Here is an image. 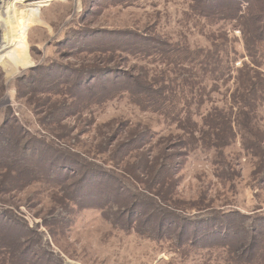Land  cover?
Segmentation results:
<instances>
[{
	"label": "rangeland",
	"instance_id": "rangeland-1",
	"mask_svg": "<svg viewBox=\"0 0 264 264\" xmlns=\"http://www.w3.org/2000/svg\"><path fill=\"white\" fill-rule=\"evenodd\" d=\"M92 3V0H0V214L19 228L24 229L22 224L26 222L33 229L30 233L24 231L21 238L26 246L30 241L35 244L40 256L38 264L49 260L52 261L49 264H229L226 261L229 255L222 249L179 248L173 241L148 238L132 228L114 227L96 208L78 209L73 205L60 210L61 198L65 201L66 195L51 186L45 176L32 174L11 187L10 180L17 178L18 173L10 172L3 163L8 158L20 159L28 148L25 137L16 136L17 131L45 140L52 149L43 151L36 146L30 162L22 161L24 165L31 163L38 169L53 172L59 164L58 153L63 159L68 157L78 163L75 174L70 172V167L60 170L61 176L64 172L70 174L64 185L65 191H69L76 185L84 187L85 177L90 174H112L120 182L128 178L127 167L135 162L136 153L116 160L113 150L134 132L149 127L153 132L152 141L139 153L153 157L152 161L158 149L173 152L170 147L176 145V141L179 144L180 137L189 144L182 150L188 152L186 162L174 179L177 205L169 203L173 209L180 208L178 211L184 213L183 217L202 214L194 222H209L216 217L210 212L220 209H234L250 216L264 213L263 176H258L256 157L246 143L252 136L245 119L234 117L233 130L226 132L229 124H216L221 118L217 117L213 123L219 126L218 130L213 134L211 130L201 129L207 130L210 136L209 140L204 139L205 144L199 142L207 138L198 134L200 127L212 124L211 120L202 121L203 113L214 105L227 108L236 71L250 62L239 28L225 22L208 25L189 16L186 0H138L130 6L107 8ZM96 29L147 30L172 42L186 43L192 50H214L215 62L210 67L201 64L192 67V72L199 76V84L191 83L190 71L189 77L183 79L190 86L186 87L185 102L191 105L183 109L180 123L144 110L125 97L111 98L93 114L76 112L58 122L45 119L48 112L54 113L53 102L64 98L30 91L47 79L45 68L48 66L70 70L68 85L89 82L93 76L105 72L131 77L138 74L141 67L152 69L154 76L162 68L129 56L124 60L115 54L94 55L64 45L74 30L83 33ZM201 58L202 64L207 63ZM255 61L264 71V61L259 58ZM202 87L204 91L200 92ZM189 90L196 94L199 91L201 96L190 95ZM66 101L70 100L66 98ZM260 106L257 128L250 129L251 133L264 132V103ZM183 126L190 128L188 135ZM10 141L16 149L7 150L5 143L10 144ZM261 144L264 146V142ZM64 164L63 161L62 167ZM147 176L146 173L137 176L136 181L128 178L125 186L130 188L133 184L140 190L141 183H145L149 188ZM107 177L112 183V178ZM97 188L101 189L100 183ZM147 214L153 216L154 226L160 214L147 212L144 216ZM32 258L27 257L29 261Z\"/></svg>",
	"mask_w": 264,
	"mask_h": 264
},
{
	"label": "trees",
	"instance_id": "trees-1",
	"mask_svg": "<svg viewBox=\"0 0 264 264\" xmlns=\"http://www.w3.org/2000/svg\"><path fill=\"white\" fill-rule=\"evenodd\" d=\"M92 1L96 7L107 8L130 6L138 0ZM186 1L189 5V16L203 20L208 25L225 22L227 25L239 28L244 48L250 59L249 63L243 64L236 71L235 86L229 95L227 108L214 105L203 113L202 121L207 123L211 120L212 124L208 126L204 124V127H200L198 134L207 138H202L203 140L199 142L205 144L204 139L209 140L210 135L207 130H211L213 134L218 130L219 126L216 127L213 123L217 117H221V120L218 118L216 124H229L226 126V132L230 129L233 130L231 123L235 121L234 117L239 120L240 117L244 118L248 133L252 136L251 141L247 140L246 143L256 157L255 170L259 173L258 176H263L261 179L264 183V146L261 144L264 142V132L260 134L250 132V129L257 128V111L259 106L264 103V71L261 70L260 63L255 61L256 58H259V61H264V0ZM79 31L74 30L71 38L65 39L64 45L80 48L82 51L94 55L115 54L118 57L122 56L124 60H127L129 56L162 68L156 71L154 76L152 69L141 67L137 70L139 73L131 74V77L105 72L100 76H93L94 78L89 82H72L68 85L69 76L67 74H71L70 70L62 71L55 65L48 66L45 68L47 79L30 91L42 93L48 97H64L53 102L54 113L48 112V116L45 118L52 122H58L81 111L93 114L95 109L105 105L111 98L125 97L144 110L159 113L180 123L183 120L181 116L183 109L186 110L191 105V103L185 102L186 87L190 86L187 80L184 83L183 79L189 77L191 72L190 81L196 86L200 83L199 76L195 75L196 72H192V67L200 64L210 67V64L215 62L212 59L216 54L214 50L204 51L200 48L192 50L186 43L172 42L152 31L127 29H96L85 30L83 33ZM201 57H204L207 63L202 64L204 61ZM199 90L203 92L204 88H199ZM189 94L195 97L201 96L199 91L196 94L194 90L193 92L189 90ZM66 98L70 101H66ZM78 109L82 110L77 111ZM45 119L44 122H46ZM182 129L185 135L189 134V127L183 126ZM21 132L24 131H17L15 134L16 136L21 135V139L25 137V144L28 145L26 151L28 152L24 151L22 159L21 157L20 159L12 158V160L8 158L3 163L10 172L18 173L17 178L10 180L11 187L20 182V179L21 182L25 181L32 174L40 176V178L45 176L46 178H44L51 186L59 188L66 195L65 201L64 197L63 200L61 198L63 204L58 208L60 210L73 207V205L78 209L96 208L102 211V214L114 227L132 228L139 235L148 238L173 241V244L179 248L187 246L195 249L219 248L229 255L226 260L229 264H264V213L250 216L234 209H220L210 212L216 217L210 219L209 222H194L201 218L202 214L191 215V213L188 217H183L184 213L178 211L180 208L173 209L169 205V203L177 205L175 203L174 185L176 182L174 179L188 157V152L182 151L189 145L184 138L180 137L179 144L176 141V145L170 147L173 152L158 149L154 161H152L153 157L139 153L152 141L153 132L149 127L134 132L114 148L113 158L116 160L129 158L130 155H139L135 157V162L131 164V167H127L128 178L136 181L137 176L146 173L149 188L144 186L145 183L143 185L141 183L140 190L133 184L128 185L130 188H127L125 184L126 181L129 182L128 178H124L122 181L124 183H122L112 174H90L85 177L84 187L76 185L74 189H70L71 191H65L64 185L68 182L70 174L64 172V175L61 176L60 170L70 167V172L75 174L78 163L68 157L63 159L62 156L60 157L61 153H58L59 164L56 166L57 170H53V172L44 171L40 169L41 167L38 169L31 163L24 165L22 161L30 162V157L34 153L33 148L36 149V146L42 147L43 151L52 149L45 140L36 139L28 133L22 135ZM208 143L217 147L216 144ZM5 147L7 150L16 149L12 141L10 144L9 142L5 143ZM44 156L42 159L45 160ZM67 160L70 162H66ZM63 161L66 164L62 167ZM59 174L60 176H58ZM107 176L112 178V183H109ZM99 183L101 189L97 188ZM111 186L113 187L111 188ZM131 188L135 191H132ZM149 189L154 193H151ZM121 202L122 204H120ZM164 204L170 207H166ZM147 212L160 214L154 226H152L153 216L148 214L144 216ZM11 221L8 217L0 214V264H38L37 259L40 256L35 250V244L30 241L26 246V241L21 238L24 231L30 233L33 232V229L26 222L22 224L24 228L22 229ZM29 255L33 256L32 261L27 259ZM52 255L51 253V257ZM48 262L41 264H49Z\"/></svg>",
	"mask_w": 264,
	"mask_h": 264
}]
</instances>
